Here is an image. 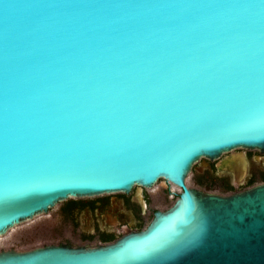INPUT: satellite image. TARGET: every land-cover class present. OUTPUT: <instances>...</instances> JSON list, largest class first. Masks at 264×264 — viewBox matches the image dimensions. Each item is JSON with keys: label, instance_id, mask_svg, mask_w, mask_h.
<instances>
[{"label": "water", "instance_id": "obj_1", "mask_svg": "<svg viewBox=\"0 0 264 264\" xmlns=\"http://www.w3.org/2000/svg\"><path fill=\"white\" fill-rule=\"evenodd\" d=\"M264 150V0H0V239L57 204L183 189L108 245L0 250V264H264V183L187 185Z\"/></svg>", "mask_w": 264, "mask_h": 264}, {"label": "flooded vegetation", "instance_id": "obj_2", "mask_svg": "<svg viewBox=\"0 0 264 264\" xmlns=\"http://www.w3.org/2000/svg\"><path fill=\"white\" fill-rule=\"evenodd\" d=\"M262 183L264 150L259 149L238 150L215 160L202 159L187 180L189 187L225 195ZM182 192L183 189L160 180L152 187H133L129 193L68 199L17 227L8 245L0 250L113 244L146 229L158 212L175 204Z\"/></svg>", "mask_w": 264, "mask_h": 264}, {"label": "rangeland", "instance_id": "obj_3", "mask_svg": "<svg viewBox=\"0 0 264 264\" xmlns=\"http://www.w3.org/2000/svg\"><path fill=\"white\" fill-rule=\"evenodd\" d=\"M13 232V231H12ZM11 232V233H12ZM11 233L8 235V236H6L5 238H1L0 239V241H3L4 243L3 244H1L0 243V249L4 246V245H8V243H9V241H8V239H10V237H11ZM7 242V243H6Z\"/></svg>", "mask_w": 264, "mask_h": 264}, {"label": "bare ground", "instance_id": "obj_4", "mask_svg": "<svg viewBox=\"0 0 264 264\" xmlns=\"http://www.w3.org/2000/svg\"><path fill=\"white\" fill-rule=\"evenodd\" d=\"M234 171H235V173L239 174L238 173V169L235 168ZM0 243L3 244L4 242L3 241H0Z\"/></svg>", "mask_w": 264, "mask_h": 264}]
</instances>
